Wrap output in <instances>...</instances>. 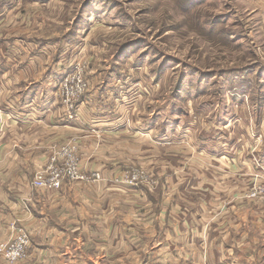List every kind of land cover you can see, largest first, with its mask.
Here are the masks:
<instances>
[{
  "label": "rangeland",
  "instance_id": "rangeland-1",
  "mask_svg": "<svg viewBox=\"0 0 264 264\" xmlns=\"http://www.w3.org/2000/svg\"><path fill=\"white\" fill-rule=\"evenodd\" d=\"M0 14L1 52L30 55L34 41L45 42L32 81L46 92L44 115L54 103L63 120L41 129L54 139L40 149L44 163L24 162L17 174L45 193L68 185L88 193L94 185L99 201L89 206L123 213L120 226L117 216L109 220L104 264H264V221L247 208L264 205V0H0ZM78 72L88 86L68 113L60 92ZM7 135L1 149L26 140L21 131ZM69 144L77 159L71 173L99 179L34 188L52 148ZM3 173L0 181H13ZM161 181H174L169 191L180 198L165 196L160 209L179 218L157 216L150 204ZM229 189L236 202L222 198ZM18 229L29 234L28 252L32 235L16 223L8 242Z\"/></svg>",
  "mask_w": 264,
  "mask_h": 264
},
{
  "label": "crops",
  "instance_id": "crops-1",
  "mask_svg": "<svg viewBox=\"0 0 264 264\" xmlns=\"http://www.w3.org/2000/svg\"><path fill=\"white\" fill-rule=\"evenodd\" d=\"M34 42L36 52L30 55L20 51L19 54H14L15 52L8 48L0 51V92H3L0 96V119L4 112L10 118L11 123L5 131H21L22 138H26L21 145L6 143L5 149L0 148V159L5 160V163L0 164L4 166L5 171L0 174L3 173L13 178V181H0V245L7 243L12 238V227L16 223L17 226L26 228L32 235L31 246L27 252L28 257L23 260V264H104L110 258V245L107 240L110 228L109 220L117 216L120 226V222H124L121 218L124 216L123 213L121 216L110 217V214H105L103 209L97 210L98 208L89 206L87 203L92 199L99 201L96 198L98 195L90 192L95 190L94 185L87 188L88 193L82 191L83 187L70 185L63 186L58 193L38 192L31 189V181H24L23 176L17 174L18 169H23L24 162H33L34 159L36 164L44 163L45 151L40 149H43L44 145L50 146L54 139L44 136L41 129L47 127V124L57 129L62 127L58 125L59 120L63 121L60 118V107L57 108V105L54 107V103L49 114L44 115L46 104H48L44 98L46 92L36 85L40 79L37 82L32 80L35 75L40 73L39 58L41 56L39 54L42 53L45 42L39 40ZM14 57H19L24 63L15 62L17 59L9 60ZM30 60L32 61L30 62ZM30 63L34 65L29 66ZM13 116H17L23 123L14 125ZM15 122H19V120ZM7 132L0 133V140L3 141L5 138L7 142L9 139ZM30 139L36 143L31 147L26 143ZM27 155L29 157H26ZM187 181L189 184L191 179L181 183L185 185ZM245 182L247 188L254 181ZM173 186L174 181H161L162 189L160 187L158 190L161 193L152 197L150 204L154 210L157 209V216L164 217L165 215L169 219L170 213L174 214L171 211L176 212L172 209H170L171 211L163 210L162 207L160 209V205L162 206L166 202L165 196L180 198L179 191L174 193L175 188L172 189L173 193H170L169 190ZM166 188L167 193L170 194H164L163 189L166 190ZM227 192L229 195L221 197L236 202V192L230 189ZM76 193L83 195L79 199L83 204L77 203ZM247 208L249 218L254 219L257 223L261 220L264 221V205L251 204ZM152 214L156 216L155 213ZM179 214L182 215L180 212ZM174 215L179 218V215ZM157 218H155L156 224H158ZM153 227L157 230L159 228L157 225ZM202 229L203 227L198 225L197 233ZM159 230L163 231L164 235L167 232L164 228ZM94 234H102L101 242H97ZM226 245L229 250L232 249L230 245ZM233 248L236 249L234 246ZM98 249L101 253L95 254L94 251ZM2 263L5 264L0 259V264Z\"/></svg>",
  "mask_w": 264,
  "mask_h": 264
},
{
  "label": "built area",
  "instance_id": "built-area-1",
  "mask_svg": "<svg viewBox=\"0 0 264 264\" xmlns=\"http://www.w3.org/2000/svg\"><path fill=\"white\" fill-rule=\"evenodd\" d=\"M79 70L81 68L76 69V71ZM79 78H81L79 72L70 77L60 92L61 100L68 113L74 110V103L76 102L74 99L80 97L84 93V87L87 88L88 86V84L83 82L82 78L81 80ZM69 115L67 117L72 120V116ZM75 162H77L76 151L72 145L53 147L48 165L36 175L33 180V187L37 189L57 190L60 188L62 182H64L63 179L65 177L79 180L80 182L99 179V176L96 174L87 177L77 171L71 173ZM29 242V234L23 229H18L13 239L0 247V257L9 264H15L23 260L26 257Z\"/></svg>",
  "mask_w": 264,
  "mask_h": 264
}]
</instances>
